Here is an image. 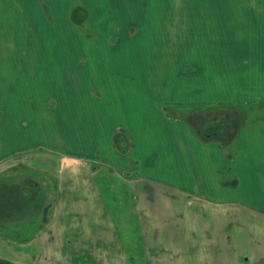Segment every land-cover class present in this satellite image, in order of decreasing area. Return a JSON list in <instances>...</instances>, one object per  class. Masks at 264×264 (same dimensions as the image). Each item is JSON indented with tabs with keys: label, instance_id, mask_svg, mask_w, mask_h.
<instances>
[{
	"label": "crops",
	"instance_id": "0c3cea01",
	"mask_svg": "<svg viewBox=\"0 0 264 264\" xmlns=\"http://www.w3.org/2000/svg\"><path fill=\"white\" fill-rule=\"evenodd\" d=\"M172 1L142 46L83 65L61 38L79 30L73 14L86 24L85 6L0 0V181L44 198L30 219L0 226V260L135 264L121 262L120 241L135 249L130 225L160 219L152 199L169 190L179 208L206 199L230 244L173 264H264V0ZM215 123L229 132L200 130Z\"/></svg>",
	"mask_w": 264,
	"mask_h": 264
},
{
	"label": "rangeland",
	"instance_id": "374dc122",
	"mask_svg": "<svg viewBox=\"0 0 264 264\" xmlns=\"http://www.w3.org/2000/svg\"><path fill=\"white\" fill-rule=\"evenodd\" d=\"M68 4L72 8L76 5H82L90 11V17L87 19L86 24H82L81 22L79 25L74 20L75 16L73 14L72 21L78 25L76 28L79 30L63 31L61 38V44L66 40L68 45H72L70 54L79 61L81 59L83 65L86 62V58L91 55L105 56L114 52L118 54L121 46L123 49V46H127L128 42L135 46L140 44L142 46L143 42L145 43L146 40L151 39L150 33L143 32L151 31V26H147L151 17L155 20V17L159 18L163 14L167 15L168 18L173 17L175 14V3L172 0H169L167 3L159 0H135L130 4L117 2V0H68ZM98 19L102 21V25L100 24L102 31L97 32L93 30L91 21L96 23L95 21ZM133 25H139L140 31L130 33L128 31L129 27ZM152 28H155V31H161L158 30L157 26H153ZM86 36L95 39L90 41ZM155 36H157V33H155ZM121 50H119V54L123 53ZM137 51L139 50L137 49ZM137 54L139 53L137 52ZM93 81L95 82L96 80L93 79ZM155 98L159 97L156 96ZM168 98L175 99V96ZM208 124L205 122L203 126H208ZM226 126H223L221 123H215L214 125H209V128L200 130L206 134L216 133L221 127L227 128L226 130L229 132L230 125ZM34 177L43 180L42 176L34 175ZM22 181L21 183L25 184V180ZM9 182L0 181V226H14L18 221L30 219L34 214L39 212L38 206L44 199L43 194L38 195L34 193L35 197L33 201L29 202L28 197L30 193L26 192L27 195L20 194L16 191V188L14 189V187H10V184H7ZM163 191L156 193L157 197H153L152 199L155 206H159L160 204L161 206L151 208L155 215L158 216L157 218L160 219H156L155 222L152 220L151 223L147 218V220H144V224L135 223L133 225L132 223L130 225V228L134 229H132L130 235L137 237L134 243L135 249L129 244L133 242L132 239L120 241L118 251L123 254L121 255L122 263L127 262L126 260L129 259L130 263L132 260L135 264H173L176 263V259L178 260L182 257L177 255L183 254L186 250H190V252L188 251L189 253H194L192 252L193 250L210 247L211 243L216 247L230 246L223 236L225 225L222 216L219 217V220L218 216L216 217L215 224L214 217L207 216L209 212L206 199L186 197L183 200L184 205L188 204L190 206L188 208L184 206L179 208L176 200L181 198L179 196L180 193L169 190L167 192ZM161 196L162 199L166 198L167 201L165 203L162 199L160 201L159 198ZM164 205L166 208L163 207ZM121 208L123 214L128 211L124 207ZM161 211L162 213L166 211V217H161L163 216ZM213 224L215 227V241L209 239L207 236L213 230ZM135 234L145 236V238L141 237L139 239ZM26 236H31V234L26 233L23 235V237ZM18 240L21 239L18 238L15 241L17 242ZM126 250L129 251L128 254ZM133 251L135 252L134 256L131 255ZM192 263L198 264L196 262Z\"/></svg>",
	"mask_w": 264,
	"mask_h": 264
},
{
	"label": "trees",
	"instance_id": "16d2710c",
	"mask_svg": "<svg viewBox=\"0 0 264 264\" xmlns=\"http://www.w3.org/2000/svg\"><path fill=\"white\" fill-rule=\"evenodd\" d=\"M116 138H117V142H119V146L118 147L121 148V149H123V150L126 149V147H125L126 145L123 144L124 142H126L125 139H123L124 138L123 135L122 134L121 135L119 134V135H117ZM0 264H14V263H12L10 261H7V260H0Z\"/></svg>",
	"mask_w": 264,
	"mask_h": 264
}]
</instances>
